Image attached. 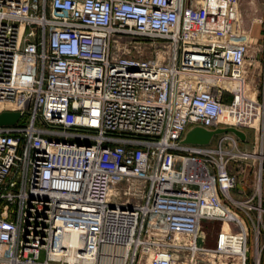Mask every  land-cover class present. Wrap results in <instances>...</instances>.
Listing matches in <instances>:
<instances>
[{
    "label": "built area",
    "instance_id": "1",
    "mask_svg": "<svg viewBox=\"0 0 264 264\" xmlns=\"http://www.w3.org/2000/svg\"><path fill=\"white\" fill-rule=\"evenodd\" d=\"M238 4L0 0V112L20 113L0 125V264H247L252 247L260 264L264 207L232 192L238 137L183 142L235 100L264 108L244 87Z\"/></svg>",
    "mask_w": 264,
    "mask_h": 264
},
{
    "label": "rangeland",
    "instance_id": "2",
    "mask_svg": "<svg viewBox=\"0 0 264 264\" xmlns=\"http://www.w3.org/2000/svg\"><path fill=\"white\" fill-rule=\"evenodd\" d=\"M257 7L254 12L247 10V13L243 12L246 7L244 0H239V10L240 16H242L243 27H239L240 32H245L247 34L246 40L248 41V55L247 63L245 64L244 71L247 83L250 88L257 87V92L252 90L249 92L248 96L254 97L258 102L264 104V0H256ZM245 30V31H244ZM150 52L144 54L148 56ZM249 88V89H250ZM235 92H224V103H232L235 99ZM257 108V107H256ZM234 110V111H232ZM226 116L228 120L224 118L226 112L222 118L226 120L223 124V128L233 127L238 131L244 133V138L240 139L235 133L231 131L222 132L231 134L232 136L238 137L237 147L240 151L247 152V157L242 158L236 156L230 164L231 171L237 177V183L233 189L234 197L237 199H243L248 196L253 197L254 204H258L261 201L264 207V108L258 110V116L260 113L261 118L258 119L254 112V107L250 106L246 108V113L243 111L232 109ZM232 117L234 119H229ZM26 119V117H24ZM218 134L214 135L210 145L214 146L217 143ZM260 180V183L259 181ZM260 185V189L257 186ZM257 213L255 210L252 214ZM219 218L214 220H205L202 222L201 232L197 242L199 245L209 248H214L216 246V239H209L210 243L205 244L206 234L213 236L215 229L218 231L220 228L221 221ZM222 220V219H221ZM221 222V223H220ZM264 223V221H263ZM232 227V225L230 226ZM207 231V233H206ZM250 238L253 239V229H250ZM253 255V247L251 248ZM250 251V252H251ZM260 264H264V247L260 250ZM210 252V250H208ZM252 255L249 253V260L247 264H252ZM191 251L185 250L179 254V261L183 263H189L192 258ZM199 262L196 264H226L222 257L214 259L210 258L208 255L200 256Z\"/></svg>",
    "mask_w": 264,
    "mask_h": 264
},
{
    "label": "bare ground",
    "instance_id": "3",
    "mask_svg": "<svg viewBox=\"0 0 264 264\" xmlns=\"http://www.w3.org/2000/svg\"><path fill=\"white\" fill-rule=\"evenodd\" d=\"M244 2H245V4H246V7L243 9V12L244 13H247V10H249L251 13L252 12H254L255 10H256V7H257V3L255 2H252L251 0H244ZM242 16H240V10H239V6H238V15H237V19H236V21H235V24L238 26V27H243V21H242ZM245 31V30H244ZM246 36H247V34L245 33V32H242V34L240 35V36H238L237 37V41H244L245 39H246ZM222 81L221 80H216V83H218V84H220ZM249 84L247 83V81L244 83V87L245 88H249ZM244 100V101H243ZM250 106H253L254 107V112H255V114H256V118H257V124H258V119H260L261 118V116H260V113H259V116H258V110H260L261 108L259 107V105H257L256 103H254V102H252V101H250L249 99H242V100H239V101H234V103H233V105H231V107L229 106V108H231V110L232 109H237V110H241V111H243L244 112V114H247L246 113V108H248V107H250ZM258 108V110H257V108ZM228 108V106H223L222 107V116H224V114H225V112H226V115L224 116V118L226 119V120H228V118L226 117L228 114H229V112H230V110H228L229 109ZM247 115H249V114H247ZM229 119H232V117H229ZM234 119H232L231 121H233ZM216 212H217V214L220 216L221 215V213H222V211L221 210H215ZM231 218H235V217H233L232 215L230 216V215H228V217L227 218H225L226 219V221H223V220H221V218H219L220 220L219 221H223L222 223H221V225H220V228H219V230L217 231L216 229H215V232H214V234H213V236H209V233H207V231H206V240H205V244H209L210 243V241H209V239L211 238V240L212 239H216L217 238V236H218V233L220 232V231H224V230H227V229H229L230 228V223H231ZM201 227L203 228V226H200V229H201ZM72 240H74V239H71L70 241L72 242ZM186 240H189V238L188 237H186ZM206 248H209L208 246H206ZM242 259H241V257L239 258V263H240V261H241Z\"/></svg>",
    "mask_w": 264,
    "mask_h": 264
},
{
    "label": "water",
    "instance_id": "4",
    "mask_svg": "<svg viewBox=\"0 0 264 264\" xmlns=\"http://www.w3.org/2000/svg\"><path fill=\"white\" fill-rule=\"evenodd\" d=\"M19 116L20 113L18 111H2L0 112V125L15 124ZM227 131L235 133L240 139L244 138V133L242 131L236 130L233 127H219L214 130H207L199 126H195L186 132L183 142L194 144H208L214 134Z\"/></svg>",
    "mask_w": 264,
    "mask_h": 264
},
{
    "label": "crops",
    "instance_id": "5",
    "mask_svg": "<svg viewBox=\"0 0 264 264\" xmlns=\"http://www.w3.org/2000/svg\"><path fill=\"white\" fill-rule=\"evenodd\" d=\"M251 1L254 2V3L256 2V0H251Z\"/></svg>",
    "mask_w": 264,
    "mask_h": 264
}]
</instances>
